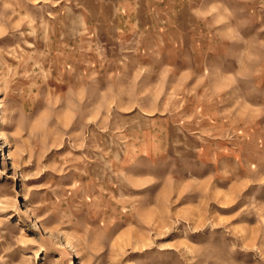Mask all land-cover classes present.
I'll return each instance as SVG.
<instances>
[{
  "label": "rangeland",
  "instance_id": "1",
  "mask_svg": "<svg viewBox=\"0 0 264 264\" xmlns=\"http://www.w3.org/2000/svg\"><path fill=\"white\" fill-rule=\"evenodd\" d=\"M0 264H264V0H0Z\"/></svg>",
  "mask_w": 264,
  "mask_h": 264
},
{
  "label": "crops",
  "instance_id": "2",
  "mask_svg": "<svg viewBox=\"0 0 264 264\" xmlns=\"http://www.w3.org/2000/svg\"><path fill=\"white\" fill-rule=\"evenodd\" d=\"M171 66V65H170ZM172 67V66H171ZM173 68H175V67H173ZM177 69H179L178 67H176Z\"/></svg>",
  "mask_w": 264,
  "mask_h": 264
}]
</instances>
